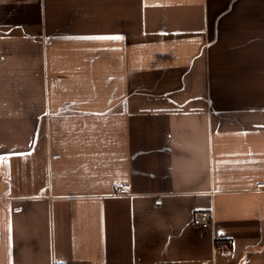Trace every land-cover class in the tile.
Segmentation results:
<instances>
[{
  "label": "crops",
  "instance_id": "0c3cea01",
  "mask_svg": "<svg viewBox=\"0 0 264 264\" xmlns=\"http://www.w3.org/2000/svg\"><path fill=\"white\" fill-rule=\"evenodd\" d=\"M0 157V264H264V0H0Z\"/></svg>",
  "mask_w": 264,
  "mask_h": 264
},
{
  "label": "built area",
  "instance_id": "2783aa9c",
  "mask_svg": "<svg viewBox=\"0 0 264 264\" xmlns=\"http://www.w3.org/2000/svg\"><path fill=\"white\" fill-rule=\"evenodd\" d=\"M260 187H264V183L259 184ZM117 192L120 194H123L126 192V188H118ZM160 200L157 199L156 202H159ZM194 223L200 227H210L212 225V215L209 211L205 210L200 213L194 218ZM217 248L222 251L227 253L228 248L226 247L225 244H218Z\"/></svg>",
  "mask_w": 264,
  "mask_h": 264
},
{
  "label": "snow or ice",
  "instance_id": "6c2138e0",
  "mask_svg": "<svg viewBox=\"0 0 264 264\" xmlns=\"http://www.w3.org/2000/svg\"><path fill=\"white\" fill-rule=\"evenodd\" d=\"M91 39H108V40H119L122 39L120 36H104V37H89ZM0 159H3V157H0Z\"/></svg>",
  "mask_w": 264,
  "mask_h": 264
}]
</instances>
